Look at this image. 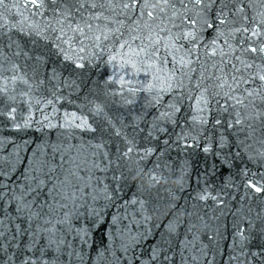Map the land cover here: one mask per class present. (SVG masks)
Masks as SVG:
<instances>
[{
  "label": "snow or ice",
  "instance_id": "snow-or-ice-1",
  "mask_svg": "<svg viewBox=\"0 0 264 264\" xmlns=\"http://www.w3.org/2000/svg\"><path fill=\"white\" fill-rule=\"evenodd\" d=\"M0 264H264V0H0Z\"/></svg>",
  "mask_w": 264,
  "mask_h": 264
},
{
  "label": "water",
  "instance_id": "water-1",
  "mask_svg": "<svg viewBox=\"0 0 264 264\" xmlns=\"http://www.w3.org/2000/svg\"><path fill=\"white\" fill-rule=\"evenodd\" d=\"M193 187H194V185H193ZM132 191H134V189H133ZM189 193H191V187L188 188V189L185 191V193H183V194H178V195H182V196L186 197ZM129 194H131V191H130ZM159 195H160V197H161L160 204H161V205L166 204V200H165L164 198L166 197L167 194L163 191V189H161ZM179 203H180V204H183V203H184V200L181 199V200L179 201Z\"/></svg>",
  "mask_w": 264,
  "mask_h": 264
}]
</instances>
